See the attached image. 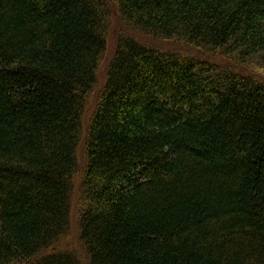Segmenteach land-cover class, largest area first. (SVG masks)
I'll use <instances>...</instances> for the list:
<instances>
[{"label":"trees","instance_id":"16d2710c","mask_svg":"<svg viewBox=\"0 0 264 264\" xmlns=\"http://www.w3.org/2000/svg\"><path fill=\"white\" fill-rule=\"evenodd\" d=\"M250 62L264 0H0V264H83L75 203L88 264H264Z\"/></svg>","mask_w":264,"mask_h":264},{"label":"rangeland","instance_id":"374dc122","mask_svg":"<svg viewBox=\"0 0 264 264\" xmlns=\"http://www.w3.org/2000/svg\"><path fill=\"white\" fill-rule=\"evenodd\" d=\"M115 46H116L115 39L114 38H109V43H108L106 56L102 59L101 64H100V68H99V84H101L104 81L106 67H107L109 61L112 58V51L115 49ZM171 47L175 48V46H171ZM176 50L182 51L183 47L178 45ZM183 52H186V53L188 52L187 54H192V55H196V56L204 55V54H201V53L188 51V50H183ZM200 59L201 60H212V61L216 62L217 66L231 68V69H234L235 67H237L239 69L245 70V68H247V66H248L246 64L247 62L243 63L245 65H240V64L233 65L231 63V61H228V60L224 61V60H221V59L217 58L216 56H210L209 59H207V58H204V59L200 58ZM227 66H230V67H227ZM249 66H251V69L254 72L260 73L261 75L264 76V67H262L260 63H255V62L252 63V62H250ZM77 210H78V204L75 203L74 204V213H73V217H72V221H73V227L72 228L73 229H71V231L65 236L64 240H62L59 243L58 247L62 248L64 250H70V251H72V249H73L75 252H78V253L81 254V256H82L81 260L83 261V264H88V260H86V258L83 257V254H82V252L84 251V247H83L84 244H83V242H82V240H81V238L79 236V232H78V228H77V221H78Z\"/></svg>","mask_w":264,"mask_h":264}]
</instances>
